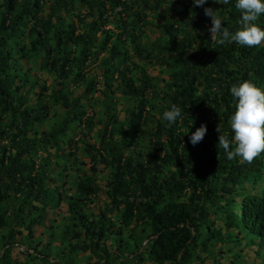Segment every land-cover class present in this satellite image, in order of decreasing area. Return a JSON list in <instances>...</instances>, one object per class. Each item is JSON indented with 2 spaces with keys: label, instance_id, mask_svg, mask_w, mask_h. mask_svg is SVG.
Segmentation results:
<instances>
[{
  "label": "trees",
  "instance_id": "1",
  "mask_svg": "<svg viewBox=\"0 0 264 264\" xmlns=\"http://www.w3.org/2000/svg\"><path fill=\"white\" fill-rule=\"evenodd\" d=\"M234 5L0 0V264H218L264 249V152L229 160L218 143L230 87L264 89V43L210 33L204 8L234 32ZM172 104L183 118L167 127Z\"/></svg>",
  "mask_w": 264,
  "mask_h": 264
},
{
  "label": "clouds",
  "instance_id": "2",
  "mask_svg": "<svg viewBox=\"0 0 264 264\" xmlns=\"http://www.w3.org/2000/svg\"><path fill=\"white\" fill-rule=\"evenodd\" d=\"M217 3V0H214ZM223 4L232 0H220ZM195 7H203L208 0H192ZM235 9L240 13L239 27L230 32L224 27L223 19L215 15V10L205 7L204 14L211 18V35L220 38V43H236L244 47L259 46L264 43V28L257 21L264 16V0H235ZM233 98L234 111L228 119L231 139L227 134L220 133L219 146L224 150L227 159L239 158L251 163L254 158L264 152V89L254 85L251 81H240L230 89ZM181 108L172 104L165 110L162 119L167 127H172L182 120ZM193 125L188 126V131ZM207 127L203 123L189 136V142L195 146L206 135ZM185 133V134H186Z\"/></svg>",
  "mask_w": 264,
  "mask_h": 264
},
{
  "label": "rangeland",
  "instance_id": "3",
  "mask_svg": "<svg viewBox=\"0 0 264 264\" xmlns=\"http://www.w3.org/2000/svg\"><path fill=\"white\" fill-rule=\"evenodd\" d=\"M152 35V34H151ZM150 36V35H149ZM152 39H153V35L150 36ZM151 75L154 77V76H157L158 75V71H154V72H151ZM38 78L42 79L40 75L37 76ZM50 82L48 81L47 84H49ZM122 105H118L117 106V110H118V113L120 115L121 118L124 117V113L122 112ZM89 112V111H88ZM89 166H87L88 168ZM100 170H102L101 167H99ZM100 199L101 201L100 202H103L102 200H104V195L101 194L100 195ZM101 206V203L99 204H96V205H92L90 207V209L92 211H94L95 213L98 212L99 208ZM62 213H64V207H63V204L61 207H59L57 210H56V215L54 216L55 219L57 218L58 220L61 219L62 217ZM52 217V215H51ZM41 231L38 230L37 233L35 234V236L37 237L38 235H40ZM45 240V238H44ZM257 252V253H256ZM238 254V257L237 259H235L233 256ZM12 258L14 260H21L20 256H19V249L18 248H15L13 250V253H12ZM205 264H209L208 262H206ZM218 264H264V249L260 250L259 252L255 250V248L251 247V248H245L244 251H242V249H236V251H232L230 254L228 253L224 259H221L219 261Z\"/></svg>",
  "mask_w": 264,
  "mask_h": 264
},
{
  "label": "water",
  "instance_id": "4",
  "mask_svg": "<svg viewBox=\"0 0 264 264\" xmlns=\"http://www.w3.org/2000/svg\"><path fill=\"white\" fill-rule=\"evenodd\" d=\"M146 243H144V245H145Z\"/></svg>",
  "mask_w": 264,
  "mask_h": 264
}]
</instances>
